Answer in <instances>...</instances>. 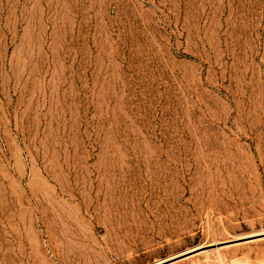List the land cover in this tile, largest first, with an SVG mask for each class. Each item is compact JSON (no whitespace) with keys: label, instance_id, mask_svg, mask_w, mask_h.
<instances>
[{"label":"rangeland","instance_id":"374dc122","mask_svg":"<svg viewBox=\"0 0 264 264\" xmlns=\"http://www.w3.org/2000/svg\"><path fill=\"white\" fill-rule=\"evenodd\" d=\"M0 264H264V0H0Z\"/></svg>","mask_w":264,"mask_h":264}]
</instances>
